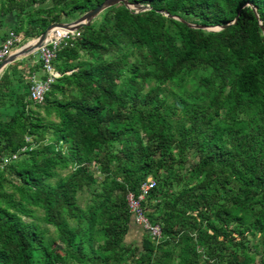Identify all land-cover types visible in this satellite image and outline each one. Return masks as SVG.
Segmentation results:
<instances>
[{
  "label": "trees",
  "instance_id": "1",
  "mask_svg": "<svg viewBox=\"0 0 264 264\" xmlns=\"http://www.w3.org/2000/svg\"><path fill=\"white\" fill-rule=\"evenodd\" d=\"M45 1L0 0V27L17 5L32 38L103 0ZM128 3L150 8L109 6L57 51L42 104L31 67L0 77V160L32 147L0 168V264H264V0ZM147 177L158 242L126 203Z\"/></svg>",
  "mask_w": 264,
  "mask_h": 264
},
{
  "label": "built area",
  "instance_id": "2",
  "mask_svg": "<svg viewBox=\"0 0 264 264\" xmlns=\"http://www.w3.org/2000/svg\"><path fill=\"white\" fill-rule=\"evenodd\" d=\"M65 18V17H64ZM67 21V20H61ZM63 28V27H60ZM53 29V28H51ZM80 36L79 30H71L63 28V32H56L53 36L48 37L46 41L32 54L36 55V63L39 64L41 76H37L35 71L25 75L28 81V98L35 104H42L46 93L50 90L52 83L61 75L60 71L55 66V59L57 51L63 45H69L71 41ZM22 41V35L16 33L13 30L8 32V35L0 41V60L5 56L14 52ZM26 141H30L29 137L25 138ZM32 147L24 145L19 149V152L23 153L30 150ZM16 152L11 157H3L0 160V168H3L11 159H15L18 156ZM155 180L152 177H147L143 180L138 187V192H128L126 194V203L129 212L132 213L133 219L139 225H142L150 233L152 239L157 242L161 236V229L158 224H152L147 217L146 209L142 202L149 195L150 190L154 187Z\"/></svg>",
  "mask_w": 264,
  "mask_h": 264
},
{
  "label": "water",
  "instance_id": "3",
  "mask_svg": "<svg viewBox=\"0 0 264 264\" xmlns=\"http://www.w3.org/2000/svg\"><path fill=\"white\" fill-rule=\"evenodd\" d=\"M119 3H123L124 5L132 8L135 10V12L143 11L145 9H149L150 7L148 5H142V4H130L128 3V0H103L101 3L96 5L95 7L87 10L84 12L82 15L79 17L69 20V21H55L51 22L47 25V27L34 39H32L30 42L27 44L17 48L14 52L11 54L5 56L2 60H0V71L7 65L10 64L11 62L18 60L20 58H23L27 55L32 54L34 51H36L48 38V33L51 30V28L54 27H63L66 29H71V30H80L84 26L90 25L92 20L104 9H106L109 6H113ZM255 9V8H254ZM167 14V13H166ZM257 15V14H256ZM238 18V14L236 17L233 19L232 22L228 24L234 23ZM261 24V21H259ZM227 24V25H228ZM202 27V26H199ZM223 26H209V27H204L209 30H218L221 29ZM264 32L263 26H261Z\"/></svg>",
  "mask_w": 264,
  "mask_h": 264
},
{
  "label": "rangeland",
  "instance_id": "4",
  "mask_svg": "<svg viewBox=\"0 0 264 264\" xmlns=\"http://www.w3.org/2000/svg\"><path fill=\"white\" fill-rule=\"evenodd\" d=\"M49 3H50L49 0H46L44 2V4H46V5L49 4ZM34 5L36 6L38 4L35 3ZM18 10H19V8L16 5L14 10L8 12L3 17L4 26H5V29H6L7 32H9L10 30H13L14 29V25L16 23H19L20 21H22V24H23V27L24 28H23V30L21 32H19L22 35V41H21V43L19 44V46L17 48H19V47L27 44L32 39H34V38L37 37V36H35V37L30 38V37L25 36L24 29H25V27H27V25H28L27 23L28 22H27V19L24 16H20V17L17 16ZM74 13H76V12H72V14H74ZM51 15L52 14L45 13L42 17H47V18L50 19ZM68 16L66 17L64 14H62L61 15V19L63 18L62 20H67V21L73 20L72 18H70V16L69 17ZM40 73H38V76H41L43 72L40 71ZM187 157H188L187 162L184 164L183 168L180 170V173L182 175H187L188 174V172L190 170V166H189L190 161H196L197 160V158H195V157L192 156L191 150H189L187 152ZM69 170L70 169L62 170L61 173L62 174H65L66 172H69ZM86 195L89 196V194H87V193L81 194L78 197L79 200L83 201L84 200V197H86ZM35 213L38 216H41L42 215V212H41L40 209H36ZM35 221L39 224V226L41 228L47 230V235L52 236V237H56V230H55V228L53 226L46 225L41 219H35ZM144 233L145 232H143L141 226L135 225V224L132 223L131 224L130 231L125 236V241L126 242H132V243H139L141 241V238H142V236H143ZM247 241L249 242V244L255 243L256 237L253 238V237L248 236ZM53 248L56 249V250H58V251H62L63 250L62 245H61V243L58 240H55V243L53 245Z\"/></svg>",
  "mask_w": 264,
  "mask_h": 264
},
{
  "label": "crops",
  "instance_id": "5",
  "mask_svg": "<svg viewBox=\"0 0 264 264\" xmlns=\"http://www.w3.org/2000/svg\"><path fill=\"white\" fill-rule=\"evenodd\" d=\"M4 24V23H3ZM6 33V29L5 26L3 25L2 27H0V38L4 37ZM1 41V39H0ZM36 55H27L23 58H20L18 60H15L13 62H11L10 64H7L1 71H0V77L2 76V74L6 71L9 75L12 73L13 69H18V70H24L25 72H27V69L29 67L32 68V70L35 71V73L38 76V73H40L41 69L38 66V64L36 63ZM41 74V73H40ZM15 89V88H14Z\"/></svg>",
  "mask_w": 264,
  "mask_h": 264
},
{
  "label": "bare ground",
  "instance_id": "6",
  "mask_svg": "<svg viewBox=\"0 0 264 264\" xmlns=\"http://www.w3.org/2000/svg\"><path fill=\"white\" fill-rule=\"evenodd\" d=\"M56 32L61 33L63 32V28L60 27H54L53 29H51L48 33V37L53 36Z\"/></svg>",
  "mask_w": 264,
  "mask_h": 264
}]
</instances>
